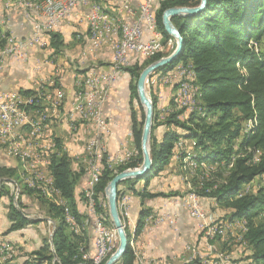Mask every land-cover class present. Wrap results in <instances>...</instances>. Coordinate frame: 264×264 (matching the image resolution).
Listing matches in <instances>:
<instances>
[{
  "label": "trees",
  "instance_id": "16d2710c",
  "mask_svg": "<svg viewBox=\"0 0 264 264\" xmlns=\"http://www.w3.org/2000/svg\"><path fill=\"white\" fill-rule=\"evenodd\" d=\"M199 2L200 0H159L155 3L153 11L156 6L154 16L161 42L174 41L164 30L163 12L170 7H194ZM171 21L183 38V50L175 62L156 72H169L178 64L190 66L194 75L192 81L197 92L198 108L185 111L176 102L178 109L172 108L163 119L158 120L155 98H152L154 119L149 143L152 169L150 175L143 179L147 182L148 178L158 175L174 157L180 161L189 155L184 149L178 150L176 143L180 138L191 139L194 142L192 159L206 161L207 165H213L220 173L204 178L192 188L200 197L215 200L220 208L225 209V217L230 222H245L239 243L248 252L244 259L250 260V264H264V185L252 191L244 190L254 180L264 178V0H207L206 7L201 12L187 19L175 16ZM8 32L0 25V49L6 43L5 36ZM48 35L49 48L57 52L60 35L57 32H49ZM159 48L158 52L145 56L149 58L143 65L136 59H131L130 66L124 70L130 77V130L137 155L119 166H108L105 157L100 161L94 197L98 214L110 227L112 224H108V207L104 209L102 205L107 204L104 190L117 173L137 168L142 163L140 142L144 117L141 114L139 119L132 102L138 100L136 81L141 70L166 56L162 54V45ZM137 57L139 56L135 58ZM174 85L178 90L179 83L175 82ZM19 92L29 96L36 91ZM250 120L253 126L245 132L244 124ZM159 126L164 127L160 139L154 134ZM55 144L56 151L50 157L49 170L62 201L60 204L55 197L46 196L41 189L44 179L32 178V186L36 188L34 190L22 183L18 171L0 167V197L7 196L9 199L7 216L10 226L5 234L20 230L33 222L25 216L27 212L20 197L15 206L13 195L4 185L7 180L18 184L22 193L33 195L45 203L48 215L54 222L50 241L45 238L40 248L22 254L25 258L19 263L16 262V251L10 258L0 253V264H93L92 259L83 258L84 254L90 252L84 222L86 218L77 212L74 203L75 185L84 170L73 172L70 157L62 150L58 140H55ZM255 152L256 162L252 160ZM138 181L128 179L118 184V202L119 195L123 192L119 187L124 184L127 190L136 193L134 185ZM140 195L145 198L164 194L144 190ZM63 204L70 208L79 224L78 234L67 228ZM137 230L138 226L136 233ZM134 235L135 232L130 235L128 250L118 264H135L132 251ZM7 243L14 248L13 244ZM196 262L198 260L185 264Z\"/></svg>",
  "mask_w": 264,
  "mask_h": 264
},
{
  "label": "crops",
  "instance_id": "0c3cea01",
  "mask_svg": "<svg viewBox=\"0 0 264 264\" xmlns=\"http://www.w3.org/2000/svg\"><path fill=\"white\" fill-rule=\"evenodd\" d=\"M122 1L100 0L102 6L106 8L105 10L109 14L119 13L118 15L121 18L123 17ZM131 8L134 12H137L135 3L132 4ZM2 17L6 18V24L2 21ZM79 17L80 15L77 14L64 20L54 31L60 35V45L57 52L49 48V45L46 49L34 48L29 52L27 62L9 58L7 65L0 69V92L10 90H50L49 82L51 80L55 81L56 88L62 92V99L56 108L46 104L43 105V110L47 114L48 140L46 142L50 141V144L54 146L55 140H58L62 150L70 157V168L77 173L81 169L85 170V145L94 135L98 134L103 141L105 147L104 156L114 159L117 155H125L128 152L136 156L137 152L130 130V77L126 72L120 73L116 81L109 86L108 96L103 106L104 115L108 119L105 131L99 133L93 126L70 119L69 114L72 108L75 76L90 69H95V71L99 72L109 71L112 63L110 45H104L93 52L89 51L90 43L86 34L87 28L85 24L79 22ZM133 18H130V20ZM0 25L5 30H9V32L19 37L28 36L31 31L30 21L24 19L22 10L5 11L1 2ZM168 43L173 47L171 40ZM132 59L135 60V56ZM181 66L185 67L182 64H178L171 71L166 73L156 72L149 79L152 84L148 89L155 94V111L157 112L158 120H161L160 115L164 114L165 116L172 108L178 109L174 102L177 94L176 86L163 84L159 80H162L163 77H169V75H175L172 81L178 82L180 86L179 72ZM177 95L179 106V88ZM182 116L180 118H183ZM163 131L164 127L159 126L155 129L154 134L160 139ZM178 132L181 131L178 130ZM179 141L182 142L183 148H178V150L184 149L189 154L188 156L192 158L194 142L191 139L180 138L176 146ZM55 151L56 144L49 155L51 156ZM204 162L208 164L206 161ZM0 167L12 168L18 171L22 183L28 188L36 189L31 182H33L32 178H36L37 175L28 176L18 155L10 147L1 144V142ZM31 171L34 172V170ZM180 171V161L174 157L150 181L145 182L144 179H139L134 185L136 193L127 190L124 184L119 187L123 190L121 193L129 197L130 223H128L127 206L125 202H122V197L119 198L118 210L128 235L130 236L135 232L132 240L133 250H131L134 256L137 253L138 257L135 258L134 263L185 264L195 250H198L200 255L209 254L213 256L219 253L218 249H224L234 259L245 257L248 252L243 249V245L232 244L237 241L236 239L240 240L241 234L244 232L245 222L243 220L230 222L225 217V209L217 206L218 204L212 198L202 196L200 197V203L205 213L209 215L208 218L211 220V217H214V219L220 218L221 222L227 221L228 223L226 224L222 223L224 234L226 227H230L229 237L228 234L226 238L222 237L223 233L216 234L215 238L218 237L217 240L206 241L204 232L199 228V221L189 217L183 204L182 198L184 195L182 194L185 193L186 188L183 182L180 181ZM35 174L39 175V172H35ZM39 176L40 179L49 181L45 177ZM4 185L13 195L15 206L14 188H16L17 192L20 193L19 197L27 212L25 216L33 220L32 223L22 229L5 234L10 226V220L7 216L9 199L7 196L0 197V244L2 242L13 244L17 250L18 259L16 262L19 263L25 258L22 254L42 246L46 232L51 231L52 234L54 222L48 215L45 203L33 195L28 196L22 193L21 187L13 180L5 181ZM84 187L85 175L83 174L80 175L75 185L74 203L77 212L84 219L86 218L84 222L86 223L89 237V251L93 253V229L91 222L87 224L88 214L83 195ZM144 190L150 193H163L164 195L142 198L140 194ZM212 206L220 208L215 211L217 214L211 215L210 208ZM162 216L174 218V223H157L156 219ZM137 226L138 230L136 233ZM114 231L112 227L111 233ZM85 256L83 255V258H92L88 255ZM240 263L250 264V260L245 261L244 259Z\"/></svg>",
  "mask_w": 264,
  "mask_h": 264
},
{
  "label": "built area",
  "instance_id": "2783aa9c",
  "mask_svg": "<svg viewBox=\"0 0 264 264\" xmlns=\"http://www.w3.org/2000/svg\"><path fill=\"white\" fill-rule=\"evenodd\" d=\"M0 2L5 11L22 10L24 19L29 20L31 24V31L28 36L19 37L8 32L6 45L1 50L0 69L7 65L9 58L27 62L29 52L34 48L46 49L49 45L48 33L54 32L64 20L77 14L80 15L79 22L85 24L87 28L86 34L90 43V52L104 45L111 46L112 63L109 71L99 72L90 69L75 76V89L69 114L71 120L93 126L99 133L105 131L108 124L103 106L108 96L109 86L116 81L120 73L125 72L126 67L130 66L132 57L142 53L151 54L154 49H159L161 45H168L170 48L169 43L158 40L156 35L151 32L149 24L151 6L153 2H159V0L122 1L123 17L120 20H122V25L128 27V38L126 39H110V32H112L110 14L99 12L97 5H93V0H49V4H42L41 6H32V4H28V0H0ZM133 3L137 6V12L131 8ZM124 15L126 16L124 17ZM132 17L134 18L130 20ZM2 21L6 24L5 17H2ZM174 77L175 75H169V77H163L159 81L163 84L172 85ZM151 82L146 80V88H149ZM193 84L194 82H190L188 74L179 99V108L185 111L190 103L196 102L193 97ZM49 86L50 90L40 89L34 95L29 96L23 95L17 90L0 92V142L1 144H9L10 148L17 151L18 154H26L31 170L39 172V175L48 179L51 187L55 188L49 170L51 157L49 154L52 145L50 141L46 142L48 140L47 114L43 110V105L46 104L52 108L58 107L62 99V92L56 88L54 80L49 82ZM85 110H92V118H85ZM163 117L164 114L160 115V119ZM177 148H183L182 144H177ZM104 152L105 147L98 134L87 141L85 145V187L83 195L88 214L87 223L91 222L93 229L94 248L93 253L84 254L89 257H100V254L106 250V246H114L115 250L118 244L117 234L106 233L103 228V221L98 220V213L96 206H94L93 186L100 172V161L105 157L108 166H119L123 159L134 157V154L128 152L125 155H117L113 159L104 156ZM256 158L257 156H253L252 160L256 162ZM244 190L248 191L249 186H245ZM19 194L14 188L15 202ZM119 197H122V202H125L127 206L128 223H130L129 197L123 193ZM182 199L189 217L199 221V228L204 232L207 242L212 241V235L215 231H223L222 223H211L212 220L205 213L200 203V196L196 191H186ZM102 205H104V209L108 207L105 203ZM62 206L67 228L78 234L79 224L74 215L68 206L65 204ZM174 220L170 216H162L157 218L156 222L173 224ZM223 236H225L224 232ZM0 253L5 254L6 258H10L15 254V249L7 242H2ZM137 257V253H135V258ZM194 260H196L195 251L186 263ZM218 260L213 264H240V262L231 261L228 257L219 256Z\"/></svg>",
  "mask_w": 264,
  "mask_h": 264
},
{
  "label": "water",
  "instance_id": "95a60500",
  "mask_svg": "<svg viewBox=\"0 0 264 264\" xmlns=\"http://www.w3.org/2000/svg\"><path fill=\"white\" fill-rule=\"evenodd\" d=\"M207 4V0H200L199 4L194 7H170L162 14V24L164 30L175 40V49L167 56L161 57L158 60L150 63L144 67L136 81V92L140 105L144 109V120L141 132V152L142 163L139 167L134 169H126L117 173L107 184L104 192L107 199L108 215L113 228L118 237V245L114 252L107 258L104 264H116L125 255L129 247V236L122 224L118 210V184L128 179H143L150 175L152 169V160L149 152V143L151 136V128L154 119L153 103L147 94L146 80L157 70L172 64L183 50V38L180 31L171 21L172 17H181L187 19L188 17L201 12ZM53 234V232H52ZM51 234V236H52ZM51 238L49 239V241Z\"/></svg>",
  "mask_w": 264,
  "mask_h": 264
},
{
  "label": "bare ground",
  "instance_id": "6f19581e",
  "mask_svg": "<svg viewBox=\"0 0 264 264\" xmlns=\"http://www.w3.org/2000/svg\"><path fill=\"white\" fill-rule=\"evenodd\" d=\"M155 3L156 2H153V5L151 6V9H150L149 24H150V27H151V32L156 35V37L158 38V40H160V34H159L158 29H157L156 19H155L154 11H153V7H154ZM28 4H32V6H41L42 4H49V0H39L37 2H35L33 0H28ZM93 5H97V10H99V12H102V14H109L108 11L105 10L106 8H104L102 6V3L100 2V0H93ZM118 14H114V15L113 14H110L111 30H112V32H110V39H126V38H128V27L122 25V20H120L121 16H119ZM7 38H8V34L5 36L6 41H7ZM5 45H6V43H5ZM5 45L0 49V59H1V50L5 47ZM159 49H154V51H152L151 54H149V53H142L139 56H143V57L150 56V55L158 52ZM188 74H189L190 82H193L192 81V78H193L194 75H193V72L191 70V67L190 66H186V67L181 66L180 67V72H179V77H180L179 96H180V98H181V92L184 89V82L186 81ZM193 97H194V99H195L196 102L190 103L186 107V109L193 110V109H197L198 108L197 92H196V89H195L194 85H193ZM85 117L86 118H92V110H85ZM247 124H248V128L247 129H244L245 132H247L253 126V123H252L251 120L248 121ZM178 144H182V142L179 141ZM5 145L8 146V147H10L9 144H5ZM13 152L18 155L20 161L22 162V164L24 166L25 172L28 174V176L37 175L36 178L37 179L40 178V176L38 174H35V172H33V171L30 170V167L31 166H30V164L28 162V159L26 157V154H18V152L17 151H14V150H13ZM253 156H257L256 152L254 153ZM185 159H186V163H188V167H189L188 169L190 171H192L191 168L195 170L197 167H200V168L201 167H204V163L203 162L194 161L188 155H186V156H184L182 158V160H185ZM126 160L127 159H123L122 162H121V164H123ZM111 166H117V165H111ZM184 171H183V173H184ZM97 179H98V175H97V178H96L95 183H94V186H93L94 206H96L95 197H94L95 196V194H94L95 193L94 192L95 191L94 187L96 188ZM31 183L33 184V182H31ZM188 187L190 188V191H194V189L191 188V186L189 184H188ZM41 189L44 191V193H45L46 196H53V197H55L56 202H58V203L61 202L60 201V196H59L58 190H56L55 188L51 187V183L49 181L46 180L45 183L42 185ZM96 212H97V210H96ZM120 218H121V216H120ZM98 220L99 221H103L102 218H101V216L99 214H98ZM122 224H123V222H122ZM103 228L106 231V233H111L112 227L107 226L104 221H103ZM222 233H223V231H215L214 235H212V240L215 239L216 234H222ZM113 249H114V246H106V250L104 251L103 254H100V257H92V258H90V259H92V263L93 264H102L114 252ZM84 257H86V256L84 255Z\"/></svg>",
  "mask_w": 264,
  "mask_h": 264
},
{
  "label": "rangeland",
  "instance_id": "374dc122",
  "mask_svg": "<svg viewBox=\"0 0 264 264\" xmlns=\"http://www.w3.org/2000/svg\"><path fill=\"white\" fill-rule=\"evenodd\" d=\"M155 8H156V6H155ZM155 8H154V13H155ZM4 29V28H3ZM5 30V29H4ZM165 43V42H164ZM169 47L170 48H168V45H162V54H166V56L167 55H169L170 53H172V51L175 49V40L173 41V47H171L170 45H169ZM149 57H143V56H139V57H137L136 58V60L141 64V65H143V63H144V61L146 60V59H148ZM133 64V63H132ZM155 73L156 72H154V73H152L148 78H147V80H149L150 79V77H153V75H155ZM165 73V72H164ZM163 74V73H162ZM161 74V75H162ZM160 75V76H161ZM174 81H172V85H174ZM167 85H170V84H167ZM146 90H147V94H148V96L150 97V99L152 100V98H154V96H155V94L153 93V92H150V90L148 89V88H146ZM176 92H177V94H178V90H176ZM176 94V101H174L175 103L178 101V95ZM129 102H130V100H129ZM177 104V103H176ZM132 106L136 109V111H137V115H138V117H139V119H140V116H141V114H143V117H144V109H143V107L140 105V103H139V101L138 100H133V102H132ZM179 107V106H178ZM154 110V109H153ZM248 128V124H247V122H246V124H244V129H247ZM191 157V156H190ZM177 158V157H176ZM204 163V162H203ZM182 165V166H181ZM206 166V167H205ZM189 167H188V163H186V159L185 160H180V169H181V171H180V175H179V177H180V181L181 182H183V184H184V186H185V188H186V191H188V190H190V188L188 187V184L191 186V188H192V186L196 183V184H199V182L200 181H202L204 178H210L212 175H214V174H216L217 175V173L218 174H220L219 172H218V169L216 170V168L215 167H213V166H209V165H207V164H205L204 163V167H197L195 170L194 169H192L191 168V170L192 171H190L189 169H188ZM199 168V169H198ZM203 169V170H202ZM185 170V171H184ZM183 171H184V173H183ZM189 171V172H188ZM197 171V172H196ZM188 172V173H187ZM190 173V174H189ZM153 177V176H152ZM152 177H150L149 179H148V181H150L151 179H152ZM190 182V183H189ZM192 184V185H191ZM264 185V178H258V179H256V180H254V182L252 183V184H250L249 185V191H252V190H254L255 188H258V187H260V186H263ZM189 188V189H188ZM186 191H185V193H186ZM184 193V194H185ZM184 194H182V195H184ZM214 206V205H213ZM211 207L210 208V213H211V215H213L214 213L215 214H217L215 211H217V210H219L218 208H216V207ZM216 206V205H215ZM218 206V205H217ZM107 211V210H106ZM208 213V212H207ZM209 216V215H208ZM109 220H110V218H109ZM211 223L213 224V223H228L227 221H220V218H218V219H214V217H211ZM109 225H111V222L109 221V223H108ZM228 226H229V224H227ZM113 227V226H112ZM230 229V227H226V230H225V236H223L222 235V237H224V238H226L227 237V234L229 233V230ZM113 233H115V231L113 232ZM203 233V232H202ZM228 237H229V234H228ZM45 238H47V239H50L51 238V231H48V233L46 232V235H45ZM218 238H215V239H213L212 241H215V240H217ZM232 239V238H231ZM237 241L236 242H233L232 244H237V245H239V243H240V240H238V239H236ZM118 245V244H117ZM117 247V246H116ZM15 249V248H14ZM16 250V249H15ZM218 251H219V253L218 254H214L213 256H210L209 254L208 255H200V253L198 252V250H195V259L196 260H198V263H196V264H213V263H215L216 261H219L218 260V258H219V256H227L231 261H235V262H243L244 261V257L243 258H240V259H234V258H232L231 256H230V253L229 252H227V251H225L224 249L223 250H220V249H218ZM16 252H17V250H16ZM215 255H217V256H215ZM245 261H246V259H245ZM241 264V263H240Z\"/></svg>",
  "mask_w": 264,
  "mask_h": 264
}]
</instances>
